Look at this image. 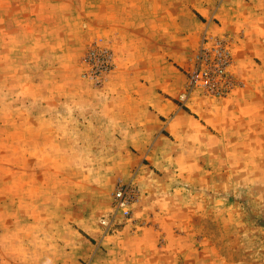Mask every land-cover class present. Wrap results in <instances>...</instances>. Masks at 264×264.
I'll list each match as a JSON object with an SVG mask.
<instances>
[{"label": "rangeland", "instance_id": "374dc122", "mask_svg": "<svg viewBox=\"0 0 264 264\" xmlns=\"http://www.w3.org/2000/svg\"><path fill=\"white\" fill-rule=\"evenodd\" d=\"M127 1L135 7L128 15L125 0H116L117 20L86 16L80 31L73 28L68 41L58 42L64 46L56 55L64 53V60L48 71V80L44 64L37 65L33 82L28 72L35 65L0 62V115L7 118L0 127V264H66L65 251L69 264H93L95 253L75 260V234L87 243L98 237L108 254L102 264H125L127 238L144 231L156 237L161 258L174 255L166 264H264V0ZM163 6L166 15L159 17ZM246 10L254 27L248 32L237 27ZM214 39L226 41L231 53L232 89L222 96L201 87L191 92L196 54ZM152 45H165L176 57L166 72L181 75L180 94L165 96L184 111L178 120L173 113L149 118L138 104L140 92L152 85L144 67ZM94 47L113 56L102 80L84 59ZM46 84L57 96L53 109L43 106L39 111L47 115L37 116L28 93ZM22 90L27 97L18 96ZM20 103L27 121L18 129L8 121L16 115L2 111ZM117 121L150 126L127 128ZM46 129H52L48 138ZM143 176L162 187L160 197L168 202L161 209L176 218L147 220L136 216V206L134 225L105 234L101 220L117 182L133 179L143 197ZM50 216L55 222L45 223Z\"/></svg>", "mask_w": 264, "mask_h": 264}, {"label": "crops", "instance_id": "0c3cea01", "mask_svg": "<svg viewBox=\"0 0 264 264\" xmlns=\"http://www.w3.org/2000/svg\"><path fill=\"white\" fill-rule=\"evenodd\" d=\"M115 2L116 0H5L3 4L0 5V62L4 64L20 63L25 65H35L29 68L28 74L31 81H36L37 74L40 71L37 65L44 64V69L45 71H47L45 73L47 75L48 71L54 70L55 64L63 62V50L61 52L63 53L61 54V56L56 55V52L60 53L58 51V48H63L64 46L63 43L59 44L58 42L68 41V35L71 32V29L74 28L80 31V29H82V27L86 25V16L99 17L102 14L104 16L113 15V20H117V16L113 10ZM133 6L134 3L129 4V1L125 0L124 9L126 10L127 15L129 13L128 11L132 10L131 8H135ZM165 10V6L161 7L159 9L158 16H165ZM251 12L252 11L249 10L245 11V14H243L244 18L242 22H240V13L238 14V16H240L239 25L233 23L234 20H231L229 22H231L233 26L237 25L238 29H240V27L243 28L245 32L251 31L254 29V27H252V20H250L248 17ZM160 20L162 21V18H159L158 30H161L163 25ZM107 21L109 22L110 19H107ZM226 26L230 29L234 28L228 27V25ZM156 48L157 50H155V47L152 45L147 47L146 49L147 53L144 59V67H146L145 71L147 74V78L151 81L152 85L140 92V96L142 97L141 103L138 104L141 105V110L145 114H147L149 118H151V116H166L170 113H173L175 115L174 119L178 120L183 116L184 111L179 110V107L176 104L168 103L165 94H180L183 79L181 75H173V77H171L172 75L166 72V69L168 67L170 69H172V67L174 68L173 64L177 62L176 57L172 59L171 56H168L169 54H166L165 45H159ZM167 59H172V62H168L167 64ZM48 74L49 76L51 75V73ZM53 74L51 77L52 80L55 79V72ZM46 78L48 80V75L46 76ZM117 78L123 79V76L118 73ZM30 85H34V83H31ZM51 86L52 85L46 84L45 88L41 92L36 89V87L31 86L32 88H30L28 96L31 98V102L34 104L35 109H33V111L35 115H47V112L45 113L44 110H42L41 112L39 111L43 106H46V110L50 109L48 111H51L53 109L54 97L57 95L54 93V90L53 88H51ZM17 93L18 91L16 90L13 92L14 95H17ZM4 94L5 96H10L9 93L5 92ZM19 95L25 97L26 91L22 90V92H20L18 96ZM21 104L22 103H20V105L16 104L15 106L9 108H7V106H4V109L2 111L4 113L9 112L16 115L13 118H9V116L7 117L9 118V123L12 122L18 129H21L24 125L23 123L27 121L21 118ZM2 114L0 115V127H3L6 124L7 119L5 118V116L2 117ZM121 114L122 112L120 113V115ZM118 123L122 126H126L127 128H148L150 126V123L145 121H139L138 123L133 124H129L128 122L123 121ZM155 126L157 130L158 126ZM48 127L49 126L47 125V128ZM50 131L51 133L49 132V134L48 129H46L45 131L47 134V138L48 135L50 136L52 134V129H50ZM161 134H163V132H161ZM160 139H163V136H159V140ZM144 178H146V176H143L140 179V187L143 192V197L141 202L136 207V216L140 215L147 220H161L162 222H164L166 218H176V213H172L171 216H168L167 213H164V209H161L162 207H165L166 205L164 204L168 202L167 200L163 201L164 198L160 197L159 192L163 190L162 187L157 188L153 184L151 186ZM174 194L175 191H170V195ZM170 203H172V201ZM170 206L173 207V205ZM151 212L153 213V215H151ZM44 220L45 223L50 224H53L55 222L53 216L45 217ZM59 221L60 218L57 222ZM64 222L69 224L67 219L64 221V219L61 218V223ZM75 236L78 243L76 248L77 252L79 253L77 254L75 248L73 247L71 252L73 253V256L76 257L75 260H79V256H90L91 253H95L92 262L93 264H102L101 261L104 257V260H106V256H108V254H105V252L103 253V251L101 250L99 243L100 241L97 239L98 237L92 236L94 243H87V240L84 237H81L78 234H75ZM147 236L150 235H147V233L144 231L143 233L127 238L126 241H128L130 248L126 251L125 254V264H166V258H174V255L172 254H167L166 256L161 258L162 255H158L156 251V237L153 239V237L150 238ZM63 237L68 239L67 241H69L68 235H64ZM108 239V236L103 237L101 245H104ZM165 239H167V237ZM147 240L148 242H151V244L148 245ZM146 246L149 247V249H147ZM151 249H153L151 251L153 253L150 254V258L153 257V259L149 261L147 260V252ZM64 256H66L65 263L69 264L67 256H71L70 252L65 251ZM75 264L80 263L79 261H76Z\"/></svg>", "mask_w": 264, "mask_h": 264}, {"label": "built area", "instance_id": "2783aa9c", "mask_svg": "<svg viewBox=\"0 0 264 264\" xmlns=\"http://www.w3.org/2000/svg\"><path fill=\"white\" fill-rule=\"evenodd\" d=\"M211 43L210 46L205 43L196 54L195 67L190 73L189 89L192 92L201 87L208 93L222 96L226 95L233 86L232 75L229 71L232 56L226 41L214 39ZM84 59L92 65L91 71L97 80L105 79L114 66L110 52L98 47L89 50ZM97 61L100 63L98 68L94 69ZM90 77L93 78L92 75ZM141 197V191L133 179L117 182L112 193L110 212L101 220L105 234H110L118 225H134L136 222L134 211Z\"/></svg>", "mask_w": 264, "mask_h": 264}]
</instances>
